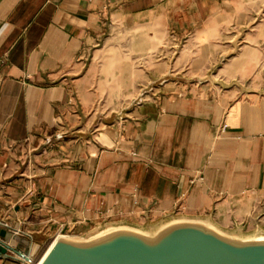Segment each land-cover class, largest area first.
Returning <instances> with one entry per match:
<instances>
[{"label":"crops","instance_id":"crops-1","mask_svg":"<svg viewBox=\"0 0 264 264\" xmlns=\"http://www.w3.org/2000/svg\"><path fill=\"white\" fill-rule=\"evenodd\" d=\"M174 217L264 230V0H0L15 246Z\"/></svg>","mask_w":264,"mask_h":264},{"label":"water","instance_id":"water-1","mask_svg":"<svg viewBox=\"0 0 264 264\" xmlns=\"http://www.w3.org/2000/svg\"><path fill=\"white\" fill-rule=\"evenodd\" d=\"M108 230L114 232L98 238ZM256 232L240 238L206 219L187 217L146 229L117 223L89 238L58 235L38 264H264V231ZM15 243L29 245L0 226V257L22 255Z\"/></svg>","mask_w":264,"mask_h":264},{"label":"rangeland","instance_id":"rangeland-1","mask_svg":"<svg viewBox=\"0 0 264 264\" xmlns=\"http://www.w3.org/2000/svg\"><path fill=\"white\" fill-rule=\"evenodd\" d=\"M177 50L179 49V47H177L176 48ZM173 50V52H174V50H175V48L174 49H172ZM161 56H163V55H161ZM112 224H108V225H102L101 227H99V228H97V229H94V230H91V231H89V232H86L85 234H82V235H77V236H79V237H82V238H89V237H91V236H93V235H95V234H97L98 232H100V231H102V230H105L106 228H108V227H110ZM134 226H136V227H140V226H137V225H134ZM154 226H157V225H149L148 227L147 226H141L140 228H142V229H146V228H152V227H154ZM223 231H225L226 233H228V234H230V235H232V236H237V237H240V238H250V237H256V236H258L257 234V232H256V230H254V229H247V228H234V229H232V228H229V229H227V228H221ZM156 230V229H155ZM154 230V231H155ZM262 231H264V230H262ZM71 236V235H70ZM44 251V250H43ZM43 251L41 252H39L37 255H35V257L37 258V259H39L40 257H41V255L43 254Z\"/></svg>","mask_w":264,"mask_h":264},{"label":"built area","instance_id":"built-area-1","mask_svg":"<svg viewBox=\"0 0 264 264\" xmlns=\"http://www.w3.org/2000/svg\"><path fill=\"white\" fill-rule=\"evenodd\" d=\"M6 229L9 228L8 224L3 225ZM18 258L25 264H36L37 258L35 255H31L30 253H24L22 255H17Z\"/></svg>","mask_w":264,"mask_h":264},{"label":"bare ground","instance_id":"bare-ground-1","mask_svg":"<svg viewBox=\"0 0 264 264\" xmlns=\"http://www.w3.org/2000/svg\"><path fill=\"white\" fill-rule=\"evenodd\" d=\"M113 232H114V231H111V230L105 231V232H103V233H100V234L98 235V238H100V237H104V236H106V235H108V234H110V233H113ZM42 255H43V254H42ZM42 255H41V257H42ZM41 257L37 260L36 264L39 263Z\"/></svg>","mask_w":264,"mask_h":264}]
</instances>
